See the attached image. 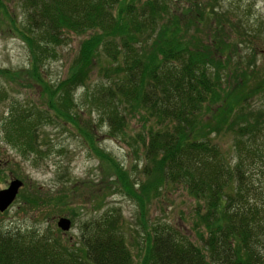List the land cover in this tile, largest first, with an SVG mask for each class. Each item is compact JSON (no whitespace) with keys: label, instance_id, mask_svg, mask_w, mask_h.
I'll return each mask as SVG.
<instances>
[{"label":"trees","instance_id":"1","mask_svg":"<svg viewBox=\"0 0 264 264\" xmlns=\"http://www.w3.org/2000/svg\"><path fill=\"white\" fill-rule=\"evenodd\" d=\"M20 1L25 28L19 29L4 0L0 13L23 38L30 72L37 73L34 80L46 96L41 107L10 111L8 141L20 142L22 154L37 152V129L54 119L65 121L110 163L93 132L82 126L87 122L70 95L98 63L99 75L109 82L97 90L109 137H119L126 127L129 108L144 110L157 123L143 141L152 164L144 174L154 183L137 184L129 195L140 212L150 195L169 186H180L196 202L193 229L200 246L175 227L155 226L143 264H264V213L251 202L253 178L264 176V113L249 109L264 95V75L254 62L257 49L250 46L242 57L232 42L236 35L250 44L247 39L258 33L239 18L235 25L226 12H216L210 0ZM91 30L70 75L55 87L43 82L38 74L64 34ZM3 74L12 75L0 69ZM221 131L233 140L231 162L210 137ZM113 212L84 222L73 246L49 230H0V264H132L121 217Z\"/></svg>","mask_w":264,"mask_h":264},{"label":"rangeland","instance_id":"2","mask_svg":"<svg viewBox=\"0 0 264 264\" xmlns=\"http://www.w3.org/2000/svg\"><path fill=\"white\" fill-rule=\"evenodd\" d=\"M4 1L19 29L25 28L21 1ZM209 4L216 12L230 15L229 19L235 25L239 18L246 28L258 33V37L247 39L250 44L240 42L236 35H233L232 42L238 43L237 49L242 57H246L250 46L257 49L254 62L264 75V0H210ZM92 33V30L81 34L65 33L63 43L54 46L53 53L48 54L49 58L38 74L40 79L53 87L66 79L72 65L79 59L81 44ZM29 60L23 38L11 26L9 29L0 13V69L12 74L0 75V190L13 179L23 183L14 202L0 213V230H49L63 244L73 246L78 242L84 222L98 219L105 211L116 210L113 215L121 217L119 227L131 253L132 264H143L146 240L155 226L175 227L200 246L193 229L196 202L180 186L161 188L158 194L150 195L143 214L137 200L129 196L130 190L138 189L137 184L149 186L154 183L144 174L145 166L152 164L146 161L143 141L147 143L148 130L155 129L157 123L147 117L144 110L130 112L127 106L126 127L119 137H109L108 122L101 114L104 102L98 98L97 91L101 86H108L109 82L99 75L98 63L93 64L85 84L71 88L70 95L76 110L83 112L81 117L87 122L82 126L93 132L97 147L115 163L101 161L100 155L89 149L79 130L65 121L54 119L53 124L37 129V152L22 154L20 142L13 146L8 141L6 122L11 117L10 111L19 110V107H41L45 100L42 87L34 80L37 73L30 72ZM249 109L254 112L260 109L264 113V95L253 99ZM211 114L212 111L208 113ZM208 115L203 114V119L207 120ZM210 137L216 138L231 162L234 158L232 137L224 131L214 132ZM253 180L255 191L251 202L264 213V176L257 175ZM62 217L71 222L67 232L57 227V221Z\"/></svg>","mask_w":264,"mask_h":264},{"label":"water","instance_id":"3","mask_svg":"<svg viewBox=\"0 0 264 264\" xmlns=\"http://www.w3.org/2000/svg\"><path fill=\"white\" fill-rule=\"evenodd\" d=\"M23 183L18 179H13L9 182L8 186L0 190V213L6 211L8 207L14 202L21 189ZM57 227L63 231H69L71 222L67 218H59L57 221Z\"/></svg>","mask_w":264,"mask_h":264}]
</instances>
